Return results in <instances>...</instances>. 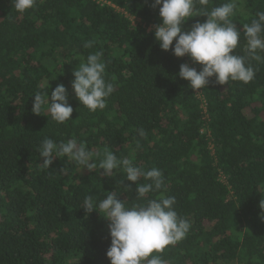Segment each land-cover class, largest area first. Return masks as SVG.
Masks as SVG:
<instances>
[{
    "label": "trees",
    "instance_id": "trees-1",
    "mask_svg": "<svg viewBox=\"0 0 264 264\" xmlns=\"http://www.w3.org/2000/svg\"><path fill=\"white\" fill-rule=\"evenodd\" d=\"M104 1L36 0L20 14L11 0H0V264H110L109 222L82 207L86 197L98 204L113 191L129 206L175 197L191 229L159 254L167 264H264V60L249 59L251 82L219 85L213 77L200 97L178 75L190 58L155 41L162 20L153 0ZM236 5L231 19L241 34L232 54L247 56L243 25L264 12V0ZM205 19L193 17L184 29ZM97 51L115 91L105 109L90 112L75 97L72 72ZM58 84L73 108L64 124L46 109L32 112L34 95L50 98ZM45 138H75L97 165L107 149L144 170L156 167L164 187L136 200L137 185L122 169L109 178L67 157L43 168L38 149Z\"/></svg>",
    "mask_w": 264,
    "mask_h": 264
},
{
    "label": "clouds",
    "instance_id": "clouds-1",
    "mask_svg": "<svg viewBox=\"0 0 264 264\" xmlns=\"http://www.w3.org/2000/svg\"><path fill=\"white\" fill-rule=\"evenodd\" d=\"M197 3L201 7H197ZM208 3L209 0H153L151 4L153 9L159 8L162 20L154 30V38L159 47L166 52L171 49L177 58L187 56L193 63L202 66L197 71L188 64H182L178 73L197 94L208 88L213 77L219 85H228L229 81L244 84L251 82L255 78V69L249 59L264 60L258 54L264 52V12H257V18L252 19L250 24L243 25L247 56L233 55L241 34L231 19L236 11V0H229L211 10L206 7ZM11 4L17 13L23 14L35 7L36 0H11ZM198 16L205 17V21L196 22L185 30V23ZM91 46L92 42L84 45L85 48ZM72 75L74 80L71 87L82 106L90 112L105 109L107 99L115 91V85L106 79L103 52L97 51L82 58ZM68 99L67 89L63 84H58L50 98L48 93L34 95L32 112L40 116L46 109L52 120L64 124L71 120L73 113ZM139 134L143 136V130ZM38 152L43 160L40 165L46 169L51 168L54 161L61 157H67L89 172L98 166L103 170V176L109 178L114 170L122 169L126 173V180L137 185L136 200H143L147 194L164 187L160 169L152 167L144 170L136 166L132 159H118L107 149L97 165L92 162L93 153L75 138L59 143L45 138L40 143ZM64 171L61 169V173ZM141 178L146 182L140 183ZM108 193L98 204L92 196L86 197L82 208L88 214L103 213V219L109 222L111 243L106 256L110 264H167L159 254L185 239L191 229L190 221L178 215L175 210V197L160 194L148 199L146 203L129 206L127 200H121L120 195L114 191ZM259 207L262 210L260 218L264 220V199L260 201Z\"/></svg>",
    "mask_w": 264,
    "mask_h": 264
},
{
    "label": "rangeland",
    "instance_id": "rangeland-1",
    "mask_svg": "<svg viewBox=\"0 0 264 264\" xmlns=\"http://www.w3.org/2000/svg\"><path fill=\"white\" fill-rule=\"evenodd\" d=\"M133 22H134V24L136 25L138 22L135 20V19H133ZM154 30V27L152 28V27H150L149 28V30ZM188 65L190 66V67H194L195 68V66L193 65V62H192V60H190L189 59V61H188ZM201 92V91H200ZM199 95H200V93H199ZM201 96V95H200Z\"/></svg>",
    "mask_w": 264,
    "mask_h": 264
},
{
    "label": "built area",
    "instance_id": "built-area-1",
    "mask_svg": "<svg viewBox=\"0 0 264 264\" xmlns=\"http://www.w3.org/2000/svg\"><path fill=\"white\" fill-rule=\"evenodd\" d=\"M100 3H106L104 0H100ZM200 96V95H199ZM201 97V96H200ZM212 149H213V147H212Z\"/></svg>",
    "mask_w": 264,
    "mask_h": 264
}]
</instances>
